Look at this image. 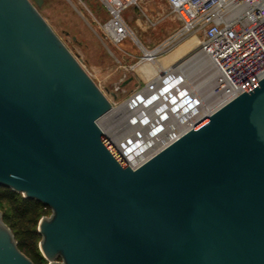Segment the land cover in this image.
Here are the masks:
<instances>
[{"label":"water","instance_id":"water-1","mask_svg":"<svg viewBox=\"0 0 264 264\" xmlns=\"http://www.w3.org/2000/svg\"><path fill=\"white\" fill-rule=\"evenodd\" d=\"M43 1L0 0V186L52 209L47 264H264V77L133 165ZM0 264H35L1 209Z\"/></svg>","mask_w":264,"mask_h":264},{"label":"rangeland","instance_id":"rangeland-1","mask_svg":"<svg viewBox=\"0 0 264 264\" xmlns=\"http://www.w3.org/2000/svg\"><path fill=\"white\" fill-rule=\"evenodd\" d=\"M39 10L109 97L114 105L113 108H118L115 114L110 111L103 116L99 121L100 126L130 163L139 164L141 161L132 156L129 147L123 145L121 139L130 138L133 134L132 141L140 142L142 135L140 136L138 131L135 132L141 119L136 121L135 117L138 116L136 113L150 107L154 100L153 91L158 87L161 89L165 85H172L174 77H179L182 83V74L185 73L187 76L186 69L190 64H194L193 54L197 51L198 44L186 50L172 65L161 67L164 64L163 60L193 35H197L201 41L204 37L203 32L185 33L175 39L174 36L182 24L172 13L167 0H140L138 5L134 4L126 8L123 16L134 34L119 43L114 42L105 30L104 24L110 16L101 0H44ZM155 49H158L153 59L157 60L159 67L157 73L163 68L175 70L176 66L188 60L184 62L183 67L176 69L177 73L172 74V77H166L163 81L157 80V74L148 76L143 70V66L149 61L146 50ZM197 83L199 79L192 82L196 85L195 88L201 85ZM151 85L153 88H150ZM185 85L189 84L184 79L181 88L183 89ZM206 88L209 91L211 86ZM113 128H117L118 132L115 133ZM51 213L52 209L48 207L45 216H50ZM45 262L47 264L48 260L46 259Z\"/></svg>","mask_w":264,"mask_h":264},{"label":"built area","instance_id":"built-area-1","mask_svg":"<svg viewBox=\"0 0 264 264\" xmlns=\"http://www.w3.org/2000/svg\"><path fill=\"white\" fill-rule=\"evenodd\" d=\"M101 1L110 16L104 24L109 37L119 43L132 36L134 33L124 19L123 12L131 5H138L140 0ZM167 2L172 13L182 24L174 36L175 39L185 33L202 31L204 34L198 44L199 52L203 54L201 74L191 76L187 73V78L182 74L190 87L196 86L192 82L198 79L197 84L205 81L206 85L216 80V85L213 83L214 87L223 81L232 88L233 98L264 77V0H167ZM184 62L176 66V69L183 66ZM188 97L193 98L192 93ZM191 101H195L194 98Z\"/></svg>","mask_w":264,"mask_h":264},{"label":"bare ground","instance_id":"bare-ground-1","mask_svg":"<svg viewBox=\"0 0 264 264\" xmlns=\"http://www.w3.org/2000/svg\"><path fill=\"white\" fill-rule=\"evenodd\" d=\"M199 42L200 40L198 36L193 35L173 53L166 56L163 60V63L167 64L171 62L189 48H192L199 44ZM157 50L158 49H155L153 51L146 50V55H148L147 58L149 59V61L145 63V65L143 66V70L148 76L157 74L156 79L163 81L164 79H166V77H172V74H176L177 71L176 69L174 70L172 68H163L160 69L159 73H157V70L159 68L156 62L157 60H153ZM193 55L194 64H190V67L186 70H188V73L191 74V76H195V74L198 73L200 75V72L202 71V67L200 68V66L201 62H203V54L199 52L198 48ZM183 74L185 75V73ZM178 78L179 77H174V79H172V85H165L161 89L158 87L156 90H154V94L152 93L154 95V100L152 102L151 99L152 104L150 105V107L147 108V110H141L139 113H136L138 115H135L136 121L138 119H141V121L139 120L138 122L140 124L136 126L137 129L135 132L137 133L138 131L139 135H142L140 142L136 143L137 141H132L133 134L131 137L129 136L130 138H124L123 140L121 139L122 144L129 147L132 156H134L137 160H140L141 162L144 161L151 154L157 152L160 148L169 143L171 140L178 137V135L188 129L191 124L197 122L202 117L204 118L212 110L219 107V105H221L224 101L229 100L234 94L229 84H225L223 81H221L222 84L217 85L216 87H214L213 85V83H216V80L213 79V83L207 85L204 81V83L199 85L197 88L194 87L192 89L189 85H185L182 89L181 84L183 83V80L185 78L181 77L183 79L182 83H180ZM209 85L211 86V89H209L208 91L206 87ZM191 93L195 101H191L193 100L192 97H190L191 99H189L188 95ZM117 109L113 108L111 112L115 114ZM113 130L115 133L118 132L117 128H113Z\"/></svg>","mask_w":264,"mask_h":264},{"label":"trees","instance_id":"trees-1","mask_svg":"<svg viewBox=\"0 0 264 264\" xmlns=\"http://www.w3.org/2000/svg\"><path fill=\"white\" fill-rule=\"evenodd\" d=\"M47 208L48 206L35 199L24 197L21 192L0 186V209L3 219L14 233L20 250L35 264L46 263L39 249L41 234L38 232V223L40 218L45 216Z\"/></svg>","mask_w":264,"mask_h":264},{"label":"crops","instance_id":"crops-1","mask_svg":"<svg viewBox=\"0 0 264 264\" xmlns=\"http://www.w3.org/2000/svg\"><path fill=\"white\" fill-rule=\"evenodd\" d=\"M181 55H183V53H182ZM181 55L178 56V57H176V58H175L174 60H172L171 62H169V63H167V64H163V65H161V67H166V66H168V65H172V64H174L175 62H177V61L179 60V58H181Z\"/></svg>","mask_w":264,"mask_h":264}]
</instances>
